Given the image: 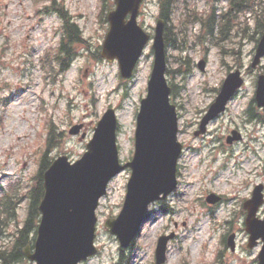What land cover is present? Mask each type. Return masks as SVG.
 <instances>
[{
  "label": "rangeland",
  "instance_id": "374dc122",
  "mask_svg": "<svg viewBox=\"0 0 264 264\" xmlns=\"http://www.w3.org/2000/svg\"><path fill=\"white\" fill-rule=\"evenodd\" d=\"M62 2L90 48L81 49L65 72L46 75L43 57L58 45L62 25L59 14L47 9ZM113 4V0H0V196L10 189L26 192L50 125L59 142L48 155L52 159L67 155L75 160L85 151L94 126L109 107L117 115L120 160L132 158L136 116L153 64L151 36L158 18V0H143L140 6L138 22L150 39L129 79L121 77L117 61L100 56L109 25L99 13L104 7L106 15ZM229 5L230 0L177 1L170 21L165 23L176 40L175 46L166 45V58L172 73L167 76L174 88L171 100L178 115V140L183 144L177 186L163 204L156 201L149 205L133 245L121 250L104 222L121 209L130 169L112 178L97 208L98 252L81 264H154L158 237L171 232L175 236L168 242L164 264H258L261 243L247 247L242 202L255 184H264V121H250L247 115V111L260 113L251 99L257 76L264 73V57L258 68L250 66L259 37L251 11L231 9L226 29L220 32L217 24L214 35L207 33L202 22L207 14L220 21ZM202 59L204 71L197 66ZM236 68L244 79L237 95L209 122L203 135L195 136L199 121L218 93L216 89ZM75 124L82 127L78 134H70ZM233 129L242 138L228 144L226 136ZM210 192L223 195L224 200L207 203L205 197ZM25 202L17 209L19 221L25 217ZM263 214L264 206L257 215ZM15 229L10 223L0 246L9 242ZM231 234L233 250L226 242ZM19 264L34 262L25 259Z\"/></svg>",
  "mask_w": 264,
  "mask_h": 264
},
{
  "label": "water",
  "instance_id": "95a60500",
  "mask_svg": "<svg viewBox=\"0 0 264 264\" xmlns=\"http://www.w3.org/2000/svg\"><path fill=\"white\" fill-rule=\"evenodd\" d=\"M142 0H114V8L107 13L108 31L100 54L108 61L117 60L120 74L130 78L150 35L138 23ZM164 20L156 21L151 48L153 64L147 82L146 95L141 98L136 116L134 152L122 162L117 145L118 121L115 109L107 108L93 129L86 149L76 160L59 155L43 172V195L39 202V223L33 245L24 249L25 256L35 264H79L97 252L94 243L100 198L107 191L111 179L125 168L130 169L126 193L119 213L109 217L104 225L121 248H127L138 235L146 220L151 202L165 200L177 186V163L183 144L178 140L176 106L170 101L171 87L166 71ZM264 56V31L258 41L251 67H256ZM203 60L198 67L204 70ZM240 71L228 73L220 91L203 115L195 135L206 131L210 120L224 111L227 102L242 85ZM254 99L264 112V74L258 76ZM82 124H75L70 134H78ZM82 133L81 137H84ZM232 131L227 143L240 139ZM264 185L256 184L251 197L243 202L246 210L245 230L247 247L262 241L258 264H264V216H257L264 203ZM219 196L210 193L208 203ZM174 233L162 234L157 239L155 264L166 260L168 241ZM233 234L227 245L233 249Z\"/></svg>",
  "mask_w": 264,
  "mask_h": 264
},
{
  "label": "trees",
  "instance_id": "16d2710c",
  "mask_svg": "<svg viewBox=\"0 0 264 264\" xmlns=\"http://www.w3.org/2000/svg\"><path fill=\"white\" fill-rule=\"evenodd\" d=\"M177 1L178 0H158V16L165 21H170L171 14H173ZM231 9L235 10L237 13L251 11L254 18V32L261 34L264 29V5L262 4V0H230L228 9L224 14L220 15V21L214 19L212 13L207 14L208 17L205 20L204 18L206 16H203L202 19L204 21L202 22L205 24L208 34L214 35L213 28L217 24L220 25V32L226 29V25L229 24L227 21L232 17ZM47 10L57 12L62 19V25L58 45L51 52L47 51L43 57L42 65L46 75L54 72H65L70 67L73 60L81 54V49L88 50L90 48L87 38L83 35V31L68 15L63 2L59 5H51ZM104 10L105 8L103 7L99 15L102 17L104 14L103 18L104 21H106ZM242 31H245V27L242 28ZM256 40H258V38ZM175 41L176 40L171 37L169 27L166 26V45L170 44L175 46ZM97 57L100 58L98 55ZM181 62L184 63L186 60L183 61L182 59ZM177 72L184 73L186 71L178 69ZM167 74H172L169 69H167ZM169 83L172 87L173 94V84L171 82ZM251 108L252 106H250V109ZM247 113L249 120L256 116L252 111H247ZM257 117L263 120L261 113ZM58 142L59 140L55 138L54 128L50 125L45 140V147L40 154L37 170L26 192L20 193L17 190L13 191L10 189L0 196V238L8 234L5 232V229H7L10 223L14 224L16 228L9 242L4 246H0V264H19L25 261L24 248L32 244L40 217L38 206L43 195L42 174L52 161V157L48 154L57 146ZM24 199L26 200L25 217L23 220L19 221L17 209Z\"/></svg>",
  "mask_w": 264,
  "mask_h": 264
},
{
  "label": "flooded vegetation",
  "instance_id": "af4514ba",
  "mask_svg": "<svg viewBox=\"0 0 264 264\" xmlns=\"http://www.w3.org/2000/svg\"><path fill=\"white\" fill-rule=\"evenodd\" d=\"M258 67H259V66H257V68H258ZM236 69H237V68H236ZM230 71H231V70H230ZM230 71H229V72H230ZM229 72H228V73H229ZM228 73H227V74H228ZM227 74H226V75H227ZM220 197H221V198H220V202H222V201L224 200V196H223V195H220ZM220 202H219V203H220ZM240 212L243 213L242 210H240Z\"/></svg>",
  "mask_w": 264,
  "mask_h": 264
}]
</instances>
